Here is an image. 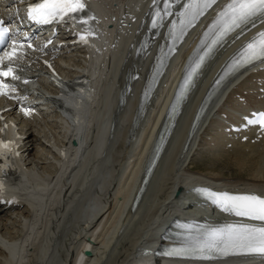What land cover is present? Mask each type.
<instances>
[{"label":"bare ground","instance_id":"obj_1","mask_svg":"<svg viewBox=\"0 0 264 264\" xmlns=\"http://www.w3.org/2000/svg\"><path fill=\"white\" fill-rule=\"evenodd\" d=\"M95 6L105 17L119 11L135 15L138 8H151L153 4L151 0H97ZM107 23L115 26L111 33L107 31ZM102 26L103 35L95 44L88 48L71 45L66 50L65 65L58 67L59 73L54 78L61 81L58 88H54L46 75L39 78L47 90L36 89L57 96L49 100L53 110L58 109L59 113L49 110L38 121H23L14 110L0 113V133L15 137L22 150L21 155L13 158L16 170L10 174L11 182L5 190L7 198L13 196L19 200L12 203L0 200V264H72L79 250L82 251L79 264H144L148 255L141 254L142 247L155 248L167 236V229L179 224L176 220L199 218L193 211L196 207L187 206L193 201L175 195L176 189L183 193L200 181L264 190V141L236 142L224 150L225 137L219 129L222 113L232 119L235 109L243 107L237 101L239 96L243 95L251 104L258 102L257 70L251 68L234 77L216 94L185 152H182L183 120L179 123L137 209L132 212L125 208L119 214L128 180L109 176L112 169L109 157L116 155L117 145L116 161L125 151L130 113H134L137 97L134 87L125 103L117 104L112 93L116 78H120L126 67L142 68L144 62L134 58L128 49L133 39L131 23L118 28L114 21L105 20ZM125 34L130 35L126 41ZM114 41L121 45L117 50H111ZM81 77L91 90L88 97L83 91L72 92L64 86L66 81H71V85ZM152 109L143 132L132 145V173L142 156L145 134L153 133L162 113L159 104ZM207 133L211 135L209 144L213 142L211 154L209 160L199 162L236 169V175L226 176L229 170L224 175L215 173L213 168L208 172L194 170L195 154ZM179 141V150L171 159ZM220 148L222 152L217 151ZM119 216L116 228L107 236ZM86 247L92 249L91 255L84 253ZM258 262L233 259L213 264ZM158 264L203 263L168 259Z\"/></svg>","mask_w":264,"mask_h":264},{"label":"snow or ice","instance_id":"obj_2","mask_svg":"<svg viewBox=\"0 0 264 264\" xmlns=\"http://www.w3.org/2000/svg\"><path fill=\"white\" fill-rule=\"evenodd\" d=\"M215 2L216 0H189L181 15L185 17L187 24H191L197 16L201 15L204 10ZM86 7L83 0H40L39 3L29 5L28 16L38 23H51L54 20L63 21L65 17L74 19L73 14L85 12ZM164 12L170 14L167 8ZM257 16H264V0H230L220 14L219 31L217 39L213 40V44L217 43L227 33ZM157 17L161 21L164 18L159 12ZM84 23H87V21H84ZM156 26L157 21L154 20L153 27ZM80 39L83 43H87L83 35ZM6 42H11L13 45L16 43L9 34V30L6 27H0V44ZM14 53L15 47H13L12 53L7 54V58L11 60ZM257 59H264V32L259 34L258 40H253L248 44L242 62L248 64ZM0 64H3L2 58H0ZM198 67L199 64H197ZM193 72H195V69H193ZM11 73L12 66L9 64L6 70H0V78L9 76ZM6 86L3 79H0V94ZM248 123L264 126V112L255 114V117L248 120ZM6 150H10L9 145L0 141V156H4ZM2 172L3 169L0 168V173ZM3 189V182L0 181V199H2ZM197 191L207 195L213 203L218 204L225 212L264 222V197L260 195L214 192L206 188L197 189ZM230 250L264 254V225L225 224L222 227L209 228L201 234L196 243L187 251L191 254L196 252L203 254L205 252L227 253ZM167 254L177 255L183 254V252L172 250Z\"/></svg>","mask_w":264,"mask_h":264},{"label":"rangeland","instance_id":"obj_3","mask_svg":"<svg viewBox=\"0 0 264 264\" xmlns=\"http://www.w3.org/2000/svg\"><path fill=\"white\" fill-rule=\"evenodd\" d=\"M207 135H209L208 133L207 134H204L203 135V139H202V141L200 142L201 143V147H200V149L197 151V153L195 154V167L196 168H194V170H196V171H198V169L199 170H201V171H204V172H208V171H210V170H213L214 169V167H212V165H210V164H208V165H206L205 166V163H203V161H204V159H208L209 160V155L211 154V151H210V149H211V145H212V143L213 142H211L210 144H209V142H210V137H211V135H209V137H207ZM205 138V139H204ZM205 140V141H204ZM205 142V143H204ZM206 144H208V147H207V145ZM204 146H206V148L204 147ZM207 149V150H206ZM205 150V151H204ZM200 159H203V161L202 162H199L200 161ZM203 163V164H202ZM202 166V167H201ZM211 166V167H210ZM205 167V168H204ZM206 167H207V169H206ZM208 167H210L209 169H208ZM223 169H222V168ZM213 168V169H212ZM226 169V170H225ZM215 170H217V169H214L213 171L216 173V172H219V173H221V174H225V173H227V171L229 170V168H224L223 167V165H221L220 167H219V170H217V171H215ZM236 169H230L229 171H228V173L227 174H225L226 176H230V177H232L233 175H236L237 174V171H235ZM201 171H199V172H201Z\"/></svg>","mask_w":264,"mask_h":264}]
</instances>
